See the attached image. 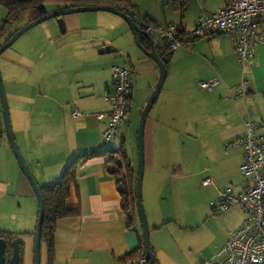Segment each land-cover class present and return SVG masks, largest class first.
<instances>
[{
    "label": "crops",
    "instance_id": "1",
    "mask_svg": "<svg viewBox=\"0 0 264 264\" xmlns=\"http://www.w3.org/2000/svg\"><path fill=\"white\" fill-rule=\"evenodd\" d=\"M154 2L157 4L158 9H163V15L144 8L143 15L140 17V1L136 2L137 9L135 12L129 13L136 21H145L163 27L175 24L185 30H191L200 17L213 14L227 5V0H155ZM53 5H55V8L51 10L48 8L49 13L65 8L59 3ZM3 8L0 5V26L7 16V11ZM65 22L67 28L64 33L59 32L55 23L47 21L40 25L41 31H35L26 39H31V48H36L41 34H44L48 45L45 46L40 41V53L37 62L42 64L44 57L52 60L55 71L54 75H51V80L49 76L46 79V76L43 77L44 80L41 79L43 82L38 81L42 83L29 82V76L33 72V66H30L28 61L30 46L25 48L27 46L22 45L23 47L20 46L21 50L8 49L11 53L8 56L5 55L6 53L3 54L5 78L8 79L7 83L14 92H10V94H13L12 98L15 99L18 105L22 103L23 108L21 109H24L26 104L33 106L36 101L38 104L41 101L46 104L38 109V112L42 115L47 112L45 106L48 104L52 105L54 111L59 110L61 112L57 119L53 121L51 127L47 123L39 124L41 122L39 118L37 120L38 124H34L31 115L29 121L21 125L19 132L14 128L17 143L25 161L39 184L44 186L50 185L48 181L51 179H59L65 167L75 157L108 149L103 146L102 139L108 126V116L112 110V104L103 96L94 93L90 94L92 97L88 101H82L79 104L74 100L71 102L69 96L66 98L65 89L71 87L70 71L60 70L57 62L58 51L55 48L58 42L74 38L71 35V29L73 28H69L68 16H65ZM262 36H264V19L261 20L260 29L254 36V40L257 41L255 56L244 67L238 63L234 38L227 33H210L191 41L187 47L167 51L170 53V59L167 63L166 81L149 112L145 128L144 175L145 179L147 176L150 179L147 184L149 186L148 190L153 187L156 190L153 196L149 192L146 194L145 190L143 195L144 206L151 228L152 247L161 264H164L162 259L166 245L171 242L169 231H165V228H168L173 222L165 212V204L168 202L165 195L167 187L172 185L178 187L183 176L181 173L177 174L179 179L174 183V180L170 179L172 173L168 172L173 163L171 152L179 144V140L185 139V136L189 133H194L196 137L200 136L199 124L203 121L212 123L214 127L218 128L217 144L222 145L225 142L229 149L241 150L237 164V167L241 169L243 149L238 142L246 132L245 120L251 119L254 121L259 126L256 133L264 137V40H259ZM153 39L157 49L166 46V44L160 46L155 42L156 39L161 38L154 36ZM50 46L54 47L56 51L49 53ZM103 47H110L112 49L111 53L118 51V49L106 44ZM114 66L116 65H113L111 69ZM23 68L26 70L28 77L25 83L24 80L20 83L19 79L22 76ZM0 69L4 77V72L2 68ZM247 71L251 73L252 80L244 77ZM131 73L132 107L137 104L134 101V85L139 89L146 88L144 107L158 83L160 72L155 71L149 74V76L151 75L150 80L144 83L141 80L142 75H139L137 79L133 69ZM59 74L60 79L64 77V84H57L56 81L52 82L54 78L58 77L59 79ZM212 80L218 81V84L212 89H203L200 86V83ZM104 81L105 92L114 89L113 79L109 82L107 76ZM222 82H224V87ZM215 87H218L220 91H224V98L218 95L220 98L216 99L211 93L202 91V89L213 90ZM60 91L62 92L59 93ZM72 92L75 93L74 90ZM240 92L246 94L243 96L240 95ZM230 94L234 98H231ZM56 95L61 98L56 99ZM199 97L203 98L204 103L206 101L208 103L203 104ZM77 105H79L78 108ZM190 106H192L191 109ZM199 106H203L204 109ZM85 108L94 113L91 112L85 115L82 111ZM17 110L20 109L17 108ZM76 111H80L82 115L75 116ZM100 115L104 117L100 118ZM13 122L12 124H14ZM121 126L115 138L116 140L120 137ZM51 128L53 133L50 132ZM20 141L24 148H22ZM112 145L113 149L116 150H120L122 147L126 148L128 154L124 138H122L121 146H116V142H113ZM2 149V152L5 153V160L1 162L0 158V164L6 163L10 176L0 170V206L8 197H34L35 193L29 180L19 167H15L16 162L12 151L5 146ZM129 158L130 166L135 169L134 163ZM116 160L119 163L118 166L125 168L126 162L120 153ZM110 168L107 165V157L93 158L80 166L76 184L72 187L70 197L67 200L68 208L78 209L79 214L58 221L55 232L54 258L50 263L46 249V264L131 263L132 260L129 255L137 251L143 243L141 223L138 212V217H134L135 205L133 203L127 209L123 208V198L114 175L109 171ZM38 171L40 172L39 178ZM175 173L174 175H176ZM11 177H13V182H11ZM42 178H44V182H40ZM145 179L143 182L144 187ZM128 181L131 182L132 179L129 178ZM204 181L206 179L203 180V183ZM237 181L235 180V183ZM13 184L14 189L12 190L11 186ZM248 184L249 182L243 185L240 190L233 187L234 190L232 189V191L234 193L242 192ZM224 187L221 188L217 185L215 191L211 193V199L216 201ZM243 212L245 213L244 210ZM4 213L7 214L8 211ZM240 225L242 224H238L237 229L240 228ZM4 229L11 230L10 232L15 230L12 226H5ZM167 230L173 229L169 228ZM26 233L32 234L33 232ZM24 242L23 262L33 264L31 237L28 236ZM43 245L45 244L42 243V247Z\"/></svg>",
    "mask_w": 264,
    "mask_h": 264
},
{
    "label": "rangeland",
    "instance_id": "2",
    "mask_svg": "<svg viewBox=\"0 0 264 264\" xmlns=\"http://www.w3.org/2000/svg\"><path fill=\"white\" fill-rule=\"evenodd\" d=\"M138 1L141 2V11L138 8L140 17L143 15L144 8H148L163 15V9H158L157 4L154 2L155 0H133V3L136 4ZM47 8L51 10L55 8V5L50 4ZM67 16L69 18V28H73L71 29V35H73L74 38H68L63 42H58L55 48H57L58 51L57 62L60 70L63 71V69H66L70 71L71 87L64 89L67 94L66 98L69 96L71 102L72 100L77 101L78 104L82 101L86 102L92 97L90 95L91 93L105 98L104 80L107 76L109 82H111L112 79L114 80L113 69H111L113 65L127 67L131 70L133 69V73H136L137 79L139 75H142L141 80L143 83L150 80L149 77L151 75L149 76V74H152V72H160L156 60L146 55V53L140 49L133 31L121 16L109 11L80 12ZM31 18L32 15L26 14L23 18L15 22L14 26L11 27V31L21 29L30 22ZM49 21L55 23L59 32L63 33L57 20L51 19ZM42 24L26 32L20 37L21 39L19 38L20 40L18 39L8 49L21 50L20 46L22 45H24V47L27 46L25 48L29 46L31 48L32 40L26 39L32 33H35V31H41L40 25ZM26 34L28 36H25ZM39 39L43 45H48L44 34H41ZM84 39H86V41H84ZM40 41L38 40L36 48H31L29 52L30 56L28 57V61L30 62L29 65L33 66V72L29 76V82L32 81V83H35V81H37V84L42 83L43 81L41 79L46 76V79H48L49 76L51 80V75L53 76L55 71L53 69L52 60H49V58L44 57L41 62L42 64L37 62L40 53ZM155 42L160 46L166 44L162 39H156ZM105 44L118 49V51L101 54L100 50ZM55 48L50 46L49 53L56 51ZM10 53V51L6 50L3 54L8 56ZM3 54L0 56V68H2L4 72L3 82L6 80L4 82V87L8 95L11 119L14 121L12 122L14 123L13 126L15 130L19 132L21 130V125L29 121L31 115L33 116L31 120L34 121V124H38L37 120L39 118L41 120L39 124L47 123L49 127H51L53 121L61 114L59 110L54 111L51 104L45 106L47 112L42 115L38 112V109L46 105L45 103L39 101L38 104L36 101L33 106L26 104V107L21 109L23 108L22 103L18 105L15 99L12 98L13 94H10V92H13V90L10 89V85L7 83L8 79L5 78ZM240 68L243 70L242 67ZM27 77L26 70L23 68L22 76L19 79L20 83L23 80L25 83ZM244 77L250 80L253 79L251 73L248 71L246 75L244 74ZM40 80L42 82H38ZM55 81L57 84L65 83L64 77L60 79V74L59 79L57 77L52 80V82ZM222 85L224 87V82H222ZM218 87H215L213 90L202 89V91L211 93L216 99L220 97L224 98V91H220ZM133 88L135 93L134 101H136L137 104L131 107L130 111L127 112L126 118L120 129L119 139H114L111 142H105L102 138L101 139L104 147L113 149V142H116V146L119 147L121 146L122 138H124L126 140L128 157H130L129 160L131 159L130 161L134 163L135 169L138 171V129L141 113L146 105L145 104L143 107L146 98V88L140 87L141 89H139L135 85ZM73 90L75 91L74 94L72 92ZM61 92L62 91L59 93ZM53 94H55V92H53ZM218 95L220 97H218ZM240 95L244 96L245 94L240 92ZM230 97L234 98L232 94H230ZM55 98L59 100L61 97L56 95ZM199 99L203 104L208 103V101L204 103L202 97H199ZM78 107L79 105H77V108ZM199 107L204 109L203 106ZM17 108L20 110L18 111ZM191 108L192 106H190V109ZM82 111L85 115L92 112L90 109L86 108ZM194 114L197 115L198 113ZM50 132L53 133L52 128ZM199 133L200 136L198 137H196L194 133L187 134L185 139L179 140V144L174 147L171 152L173 163L172 168L168 171L172 173L170 179L172 181L174 180L175 183V181L179 179L177 178V176H179L177 174L181 173L183 176L180 179V185L178 187L172 185L167 187V192L165 191V197L168 201L165 204V212L171 217L173 222L168 228H165V231H169L171 242H168L165 248L162 259L164 264H205L213 260L224 250L230 233L237 229L238 224H243L246 217V214L243 212L244 209L240 206H233L227 212L216 211L215 208L211 206V202H215V200L210 197L217 185L221 186V188L225 186L224 190L228 188L233 189V187L240 190L243 185L251 180V176L243 175L241 169L237 167L241 150L229 149L225 142L222 145L219 143L217 144L218 128L214 127L212 123L207 121L201 122L199 124ZM9 143L7 135L4 134L0 136L1 162L5 160V153L2 152V147L5 146L12 151ZM20 144L22 148H24L21 141ZM25 156L28 158L27 154H25ZM14 159L16 162L15 167H19L20 169L15 155ZM242 162L244 163V160ZM5 164V162L0 164V170L7 176H10L9 169ZM174 173L176 175H174ZM37 174L39 178L40 172L38 171ZM227 175H229V177H227ZM10 179H12L11 182H13V177ZM43 179L44 178L40 179V182H44ZM205 179L211 181L207 186L203 185V180ZM57 180L58 179H51L48 182L54 184ZM235 180H238L237 183H235ZM148 182H150V179L147 176L145 179V187L143 185V195L145 190L146 194L149 192V194L153 196L156 189L153 187L148 190ZM13 187L14 184L11 186L12 190L14 189ZM0 210V232H10L11 230L4 229V227L12 226L15 229L14 232L17 233L16 236L19 237L21 241H25L26 238L30 236L32 253H34L35 231L39 212V203L36 194L32 198L8 197L4 200L2 206H0ZM7 211V214L4 213ZM241 226L242 225H240V227ZM169 228L173 230H167ZM26 232L33 233L27 234ZM41 253V264H46L45 245H43ZM23 264H26V262L24 261Z\"/></svg>",
    "mask_w": 264,
    "mask_h": 264
},
{
    "label": "built area",
    "instance_id": "3",
    "mask_svg": "<svg viewBox=\"0 0 264 264\" xmlns=\"http://www.w3.org/2000/svg\"><path fill=\"white\" fill-rule=\"evenodd\" d=\"M263 19L264 0H227L225 7L200 17L191 30L175 24L163 27L145 21L137 23L147 35L163 39L171 51L187 47L191 41L210 33L230 34L234 38L238 61L244 67L255 56L257 41L254 36ZM259 40H264V36ZM112 69L114 89L105 93V99L112 104L108 126L103 133L105 142L116 138L127 112L132 107L131 70L119 66ZM217 84V80H212L202 82L200 86L203 89H212ZM244 90L247 91L246 88ZM74 115L81 116L82 113L76 111ZM244 123L246 132L238 142L243 149L244 163L241 171L243 175L251 176V180L242 192L234 193L231 188L221 191L212 206L218 212H227L233 206H240L246 213V219L238 230L230 233L224 250L205 264H264V137L256 133L258 125L254 121L246 119ZM210 183V180H206L203 184ZM134 264H146L144 243L139 248Z\"/></svg>",
    "mask_w": 264,
    "mask_h": 264
},
{
    "label": "trees",
    "instance_id": "4",
    "mask_svg": "<svg viewBox=\"0 0 264 264\" xmlns=\"http://www.w3.org/2000/svg\"><path fill=\"white\" fill-rule=\"evenodd\" d=\"M54 3H59L68 8L108 5L116 7L127 13L135 12L137 9V6L133 3V0H0V5H2L7 11L6 19L0 26V47L9 40L13 33L17 31H11V27L14 26L16 21L23 18L26 14L32 15L30 22L44 17L49 13L47 6ZM139 40L144 47L150 48V44L145 37L139 35ZM165 47L168 49L167 46ZM167 51L161 52V55L170 59V53ZM4 134L7 135V131L3 118L2 105L0 102V136H3ZM119 153L125 159V168L118 166L119 163L117 162L116 158ZM97 157H107V165L108 167H111L109 171L114 175L123 198V208L127 209L128 206L133 203L135 205L134 217H138L135 198L137 169H133L130 166L126 148L122 147L120 150L107 149L98 152L93 151L91 153L75 157L68 163L62 173V176L54 184L41 186L45 203L42 243L46 245L48 260L50 263L54 258L55 232L57 230L58 221L72 218L79 214L78 209H69L67 206V200L70 197L71 189L77 181L78 170L84 162ZM129 178L130 180L132 179L131 182L128 181ZM16 235L17 233L14 232H0V237L6 238L8 243L14 239H19ZM24 251L25 242L20 240V264L23 263ZM138 252L139 249L129 255L132 260L129 264H134L138 256ZM11 256L12 250L9 248L7 252V264H11Z\"/></svg>",
    "mask_w": 264,
    "mask_h": 264
},
{
    "label": "water",
    "instance_id": "5",
    "mask_svg": "<svg viewBox=\"0 0 264 264\" xmlns=\"http://www.w3.org/2000/svg\"><path fill=\"white\" fill-rule=\"evenodd\" d=\"M92 11H109L114 14L121 16L130 26L131 30L134 33L135 39L140 47L146 55L156 60L160 69V75L158 83L150 95L142 113L141 119L139 123L138 129V173L135 185V198H136V207L138 216L141 223L142 228V236H143V243L146 249V264H161L160 259L156 256L152 243H151V228L148 222V217L146 214L144 201H143V181H144V170H145V128L146 122L156 99L158 98L163 85L166 81L167 77V63L168 58L166 56L161 55V52H166L168 49L166 47L163 48H156L154 44L153 37L147 35L134 17L127 12H124L116 7L108 6V5H99V6H83V7H66L64 9H58L56 11L50 12L44 17L38 18L29 22L27 25L13 33V35L9 38L7 42H5L0 47V56L8 50L20 37H22L26 32L34 28L35 26L45 23L51 19H56L61 31L64 33L66 31V22L65 16L73 13H80V12H92ZM139 35L143 36L148 39L150 43V49L144 47L139 40ZM112 49L110 47H103L100 50L101 54L106 52H111ZM0 102L2 105L3 110V118L4 123L7 131V135L9 138V142L11 144L12 151L18 161L20 169L25 177L29 180L36 197L39 203V212H38V220L37 226L35 231V241H34V253H33V262L34 264H41L42 263V231H43V223H44V216H45V203L42 194V187L37 181L36 177L34 176L31 168L25 161L23 154L19 148L17 143V139L14 132V127L12 124L11 113H10V106L9 101L6 93V89L4 87L2 71L0 69ZM12 250L11 256V264H20L21 256H20V239H14L10 243H8L7 239L4 237H0V264H7V252L8 249Z\"/></svg>",
    "mask_w": 264,
    "mask_h": 264
},
{
    "label": "clouds",
    "instance_id": "6",
    "mask_svg": "<svg viewBox=\"0 0 264 264\" xmlns=\"http://www.w3.org/2000/svg\"><path fill=\"white\" fill-rule=\"evenodd\" d=\"M135 19V18H134Z\"/></svg>",
    "mask_w": 264,
    "mask_h": 264
}]
</instances>
